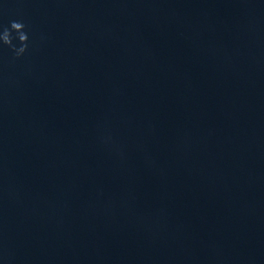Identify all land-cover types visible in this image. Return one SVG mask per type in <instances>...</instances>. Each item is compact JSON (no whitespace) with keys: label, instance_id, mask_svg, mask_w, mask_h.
I'll return each instance as SVG.
<instances>
[{"label":"water","instance_id":"water-1","mask_svg":"<svg viewBox=\"0 0 264 264\" xmlns=\"http://www.w3.org/2000/svg\"><path fill=\"white\" fill-rule=\"evenodd\" d=\"M12 20L0 264H264V0H0Z\"/></svg>","mask_w":264,"mask_h":264},{"label":"clouds","instance_id":"clouds-1","mask_svg":"<svg viewBox=\"0 0 264 264\" xmlns=\"http://www.w3.org/2000/svg\"><path fill=\"white\" fill-rule=\"evenodd\" d=\"M25 28L26 25L22 20H12L7 27L0 28V45L11 50L13 61L20 59L29 47V38ZM13 39L18 41L19 47L13 44Z\"/></svg>","mask_w":264,"mask_h":264}]
</instances>
